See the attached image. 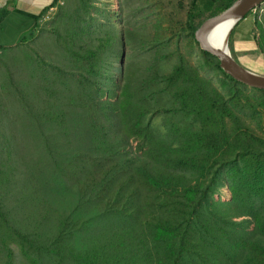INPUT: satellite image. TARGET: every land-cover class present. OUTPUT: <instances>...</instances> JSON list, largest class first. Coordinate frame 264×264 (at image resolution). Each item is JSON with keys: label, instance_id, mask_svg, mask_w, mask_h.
I'll return each instance as SVG.
<instances>
[{"label": "trees", "instance_id": "obj_1", "mask_svg": "<svg viewBox=\"0 0 264 264\" xmlns=\"http://www.w3.org/2000/svg\"><path fill=\"white\" fill-rule=\"evenodd\" d=\"M59 1L43 9L36 28ZM62 1L67 5L59 23L94 18L93 0ZM235 1L176 0L170 12L176 27L170 34L199 47L197 30ZM254 24V51L264 61V21ZM78 29L82 34L88 27L80 24ZM236 30L230 37L233 57ZM164 32L159 25L145 41L146 48L156 49L155 57L138 79L128 66L114 83L112 64L104 67L113 45V57L120 55V31L108 32L77 52L81 79L67 83L66 89L76 93L67 120L77 115L79 123V101L88 88L96 86L100 100L87 101L88 107L84 103L81 122L90 131L84 149L71 150L66 142L68 150L54 163L57 175L68 183V198L44 203L51 217L40 213V227L33 232L15 230L23 238L22 247L28 244L31 252L23 250L32 264H264V91L252 89L260 99L247 96L248 87L202 51L203 68L225 79L221 85L227 95L179 52L172 55L176 62L169 70L159 67L161 57L169 58L165 45L173 39ZM100 72L105 82H92ZM118 82L116 101H102ZM242 111L262 113V121L254 127ZM159 115L163 129L153 123ZM57 122H63L59 115L51 118V124ZM42 126H36L40 138ZM131 141L138 143L136 150ZM227 174L232 199L216 202L214 195ZM232 207L248 219L229 216ZM13 263L8 249L5 264Z\"/></svg>", "mask_w": 264, "mask_h": 264}, {"label": "rangeland", "instance_id": "obj_2", "mask_svg": "<svg viewBox=\"0 0 264 264\" xmlns=\"http://www.w3.org/2000/svg\"><path fill=\"white\" fill-rule=\"evenodd\" d=\"M175 1L93 0L94 18L81 16L73 25L71 22L64 24L62 20L59 23L60 15L65 13L67 5L66 1L60 0L59 6L47 11L43 16L41 26L34 35L23 44L13 47V50H4L0 53V264H5L8 249L13 253V264H32L23 250L30 253V248L28 244L22 247L23 238L17 236L15 230L33 232L40 227L38 222L40 213L51 217L44 203L48 204L57 198L65 200L68 198L66 194L68 183L57 175L54 163L68 150L66 142L71 150L84 149L83 141L87 142L86 136L90 132L81 122L85 114L84 103L86 105L89 101L94 104L96 100H100L101 95L96 86L88 88L86 94L81 96L83 101H79V123H76L77 115H70L71 120H67L71 98L76 97L75 89L71 91L66 89L67 83L81 79L79 65L75 59L77 52H83L91 46V42L108 32L120 31L123 43L120 55L117 58L113 57L115 53L113 45L106 54V58L108 56L109 58L104 67L109 68L112 64V68L109 69L113 72L111 78L114 83L117 81L116 74L125 76L128 66L132 67V75L138 79L155 57L156 49L146 48L145 41L150 39L159 25H162L165 29L163 33L165 38L173 39L165 45L167 50L164 53H169V58L161 57L164 61L159 63V67L169 70L176 62L172 55L179 52L191 65L200 68L201 76L210 80L227 95L226 89L221 85L225 79L203 68L200 47L190 39L182 38L178 41L170 34L171 27H176L170 15ZM2 4L4 3L1 2L0 6ZM256 19L261 23L264 21V3L233 29L234 31L237 28L234 57L244 68L264 75V61L250 49ZM80 24L88 27L82 34L78 29ZM56 26H59V29H56ZM96 81L105 82L103 72L92 78V82ZM119 83L113 84L111 91L101 97V100L115 102ZM244 92L251 98L261 97L260 93L249 87L244 89ZM163 98L167 101L166 107H169L168 98ZM153 102L159 105L157 101ZM262 113L254 115L250 111H242L254 127L262 121ZM58 115L63 122L51 124V118L56 116L58 119ZM153 118L154 125L163 129V116ZM41 122L45 134L40 138L36 126ZM53 132L67 133L55 137ZM84 132L86 135H82ZM137 145L136 141H131L134 150L137 149ZM230 178L228 174L224 176L222 187L214 195L216 202L231 201ZM237 214V209L232 207L229 216L237 218V221L248 219L242 214L239 216ZM5 216L6 220H2Z\"/></svg>", "mask_w": 264, "mask_h": 264}, {"label": "water", "instance_id": "obj_3", "mask_svg": "<svg viewBox=\"0 0 264 264\" xmlns=\"http://www.w3.org/2000/svg\"><path fill=\"white\" fill-rule=\"evenodd\" d=\"M7 1L8 0H0V3H6ZM263 3L264 0H236L225 12L205 21L195 33L194 38L202 52L210 54L219 61L220 69L227 76L249 88L264 91V75L244 68L231 55L229 49L230 37L233 29L249 12L256 10ZM227 21L230 22L231 25L228 29L225 43L221 49L214 48L210 44L208 37L217 26ZM120 67L122 68V61Z\"/></svg>", "mask_w": 264, "mask_h": 264}, {"label": "crops", "instance_id": "obj_4", "mask_svg": "<svg viewBox=\"0 0 264 264\" xmlns=\"http://www.w3.org/2000/svg\"><path fill=\"white\" fill-rule=\"evenodd\" d=\"M53 0H8L0 9V53L23 44L36 31L44 8ZM25 40V41H24ZM251 50H255L253 39Z\"/></svg>", "mask_w": 264, "mask_h": 264}, {"label": "bare ground", "instance_id": "obj_5", "mask_svg": "<svg viewBox=\"0 0 264 264\" xmlns=\"http://www.w3.org/2000/svg\"><path fill=\"white\" fill-rule=\"evenodd\" d=\"M231 23L226 22L217 26L209 35L208 40L214 48H222Z\"/></svg>", "mask_w": 264, "mask_h": 264}, {"label": "built area", "instance_id": "obj_6", "mask_svg": "<svg viewBox=\"0 0 264 264\" xmlns=\"http://www.w3.org/2000/svg\"><path fill=\"white\" fill-rule=\"evenodd\" d=\"M49 10H54V7L50 8ZM49 10H48V11H49Z\"/></svg>", "mask_w": 264, "mask_h": 264}]
</instances>
